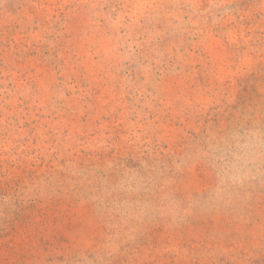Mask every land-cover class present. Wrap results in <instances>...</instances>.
<instances>
[{"label":"rangeland","instance_id":"rangeland-1","mask_svg":"<svg viewBox=\"0 0 264 264\" xmlns=\"http://www.w3.org/2000/svg\"><path fill=\"white\" fill-rule=\"evenodd\" d=\"M0 264H264V0H0Z\"/></svg>","mask_w":264,"mask_h":264}]
</instances>
